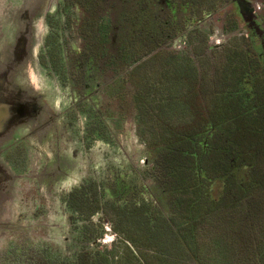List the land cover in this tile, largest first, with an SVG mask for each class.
<instances>
[{"label": "trees", "instance_id": "trees-1", "mask_svg": "<svg viewBox=\"0 0 264 264\" xmlns=\"http://www.w3.org/2000/svg\"><path fill=\"white\" fill-rule=\"evenodd\" d=\"M92 34L97 37L95 29ZM161 41L162 35L132 34L118 51L94 44L90 55L107 54L114 68L115 80L104 88L107 102L99 112L117 134L132 113L140 141L154 153L153 168L143 175L161 185L168 211L148 197L136 176L128 181L132 193L126 201L109 198V176L117 178L122 171L107 165L105 182L86 177L64 199L72 220L82 222L84 245L70 257L43 256L42 264H122L111 259L112 253L90 248L103 234L92 222L98 213L136 248L138 256L132 253L125 264H264V73L259 62L254 56L249 61L248 42L235 38L215 53L216 69L205 59L203 73L190 59L179 62L154 46ZM50 43L47 62L57 70L63 53L56 38ZM123 67L130 69L124 77L119 76ZM86 106L83 102L80 110ZM92 112L90 107L87 146L96 136L114 145Z\"/></svg>", "mask_w": 264, "mask_h": 264}, {"label": "flooded vegetation", "instance_id": "flooded-vegetation-1", "mask_svg": "<svg viewBox=\"0 0 264 264\" xmlns=\"http://www.w3.org/2000/svg\"><path fill=\"white\" fill-rule=\"evenodd\" d=\"M200 2V0H140L139 3L131 2L122 7L115 0H61L60 2L56 0L54 12L46 13L44 16L48 33L44 40L46 45L40 51L39 57L41 62H46V66H44L50 71L47 65L51 66V64L47 62L48 54L46 50L50 46V42L56 38V46L62 51L63 58L58 59L59 66L57 70L52 66L51 68L58 74L57 76H59L64 86L72 88L71 96L72 100L74 99L72 106L67 108L66 115L71 120L72 116L80 113V107L83 102L88 104L89 109L91 107L96 112H92V115H95L97 120L104 123L107 130L110 129L114 133L110 131L114 141L112 146L115 148L116 146L119 147L120 151L125 155L127 162L121 167L120 164L118 165V172L122 171V174L117 177L119 183L114 187L107 181L108 196L114 201L124 202L131 196L132 189L128 181L133 176H136L135 178H138L139 182L144 185L148 197L154 200L163 211L167 212L169 208V197L164 193L161 185L153 179L145 178L143 175L145 170L153 168L154 153L152 150H148L145 144L140 141L132 113H127L128 116L123 121L124 128L118 134H115V131L108 126L104 116L99 112L103 103L106 104L107 102V94H103L104 88L115 79L113 77L114 68L108 64L109 57L107 54L104 57L101 56L102 52L98 57L90 55V49L94 47V44L97 45V49L108 52L109 50L118 51L126 45L125 42L131 38L132 34L153 33V37L162 35L163 41L156 42L154 45L156 48L170 51L179 62L185 58L190 59L204 73L206 58H209L210 63H213L216 69V58H213L215 53L226 47L231 40L243 38L248 42L246 48L249 61L253 60V56L257 58L259 68L264 73V0H203L202 4ZM36 8H39V5ZM106 8L113 12H119V18L116 21V31L113 19L103 20V23L100 22V19L107 17V14L104 13ZM78 15H80V18ZM32 16V21H29V33L27 34L29 37H32L34 33V21L37 13L34 11ZM94 29L97 32L96 38H92ZM77 39L82 43L80 54H76L74 49L73 42ZM22 47L29 51L32 48L31 43L28 45L22 44ZM34 47L35 45L32 50ZM35 60L36 58H32L31 64H34ZM87 62L106 65L109 67L108 71L111 70L112 73L103 84H98L100 91L99 93L98 91L96 92L99 95L98 97L104 100L100 107H97L90 98L94 93L89 95L79 93L76 96V91H74L75 87L80 88V84L83 83L81 81L84 78L81 77L84 72H87L85 68ZM201 66H203V69ZM25 67L27 68L26 72L22 71L21 74H25L28 77L30 65H25ZM125 68L123 67L119 76H126L130 69ZM64 69L67 77L63 76ZM19 70L21 69L17 68L16 70L17 76L19 75ZM58 72H60V75ZM129 94L132 95L131 92ZM197 95H202V91L199 90ZM2 103H0V128L1 125L7 122V119H10L9 113L13 114L15 112L17 116L28 114L30 119H33L40 112L39 107L37 110H32L30 104L28 106L17 105L15 101L6 107L7 111L4 112V107H2L4 104ZM13 103H15L14 106ZM89 115H87L89 121L92 122L93 118H90ZM63 117L64 114L62 115ZM37 118L39 119V117ZM129 120L133 122V136L138 140L140 143L139 147L143 148L146 155L140 157L133 155L131 157L120 147L119 135L130 133L126 127ZM24 135L26 136L25 140L18 144L10 153L7 152L5 158L9 167L18 169L19 172L25 174L27 169L24 171L23 167L25 165H23V162L28 161L29 157L28 129L24 131ZM80 142L83 147L88 145L84 139L80 140ZM104 143L107 146H111L107 144V141ZM92 147V145L90 147L87 146L83 150L90 152L94 148ZM107 165L98 169H91V172H88L89 174L84 176V178L94 177L97 181L105 182L103 173ZM126 173H128V176ZM83 179L80 180L79 184L82 183ZM70 192L62 196L61 199L64 206L63 213L67 217L69 224L67 237L60 238L56 242L47 239H35L31 232L28 236L17 237L15 241H11L12 245L8 250L0 253V264H42L43 256L50 255L53 258L70 257L84 245V236L80 229L82 222L75 223L72 220V216L65 204L64 199ZM160 198L166 201V204H163L165 207H162L159 203ZM41 205L45 207L44 203ZM92 222L101 227L103 234L98 240L90 243V248L97 247L101 251H108L112 253L110 254L112 260L114 259L116 262L122 261V264L126 263L127 257L132 256V253L138 256L136 248L114 231L112 223L109 222L104 213H98L93 216ZM110 235L112 240H108ZM118 244L124 246L121 252L117 249Z\"/></svg>", "mask_w": 264, "mask_h": 264}, {"label": "rangeland", "instance_id": "rangeland-1", "mask_svg": "<svg viewBox=\"0 0 264 264\" xmlns=\"http://www.w3.org/2000/svg\"><path fill=\"white\" fill-rule=\"evenodd\" d=\"M115 1L123 7L131 2L139 3L140 0ZM55 4L56 0H0V103L4 104V112L14 101L17 105L30 104L32 110L40 108L39 114L33 119L28 114L17 116L15 112L9 113L10 119L0 128V253L11 247L12 240L28 236L30 232L38 240L56 242L60 238H66L69 224L63 213L62 196L77 186L91 169L105 167L106 164L109 167L110 164H120L121 167L127 162L120 148L107 146L105 138L101 136L92 139L94 148L90 152L83 150L87 146L83 147L80 140L84 139L87 130L90 109L86 106L69 120L66 110L74 101L71 96L72 88L64 86L51 66L47 65L48 71L46 62H41L39 53L46 45L44 40L48 33L44 16L54 12ZM38 5L39 8H36ZM34 11L37 13L35 29L32 37H29V21H32ZM104 13L107 17L100 19V22L113 19L116 31L119 12L106 8ZM30 43L32 48L35 45V50L30 48L29 51L22 47V44ZM73 44L75 53L80 54L81 41L77 39ZM32 58H36L34 64H31ZM25 65H30L28 77L21 74L27 70ZM16 67L21 69L18 76ZM85 68L88 73H83V83L80 88L74 85V91L76 96L79 93H94L90 98L100 107L104 100L98 97L96 91L99 93V85L112 75L111 70L108 71L109 67L106 65L88 62ZM132 124L129 120L126 126L129 134L119 135L120 147L131 157L146 155L133 136ZM93 125L90 123L89 128ZM26 129L29 157L28 161L23 162L24 171L27 169L24 174L9 167L5 155L25 140ZM98 129L100 130V126ZM109 131L111 130H107V136L110 135ZM109 182L114 187L119 183L118 178L111 174ZM42 202L45 207L41 205ZM159 203L165 207L163 204L166 201L160 198ZM110 237L111 235L108 240H112ZM123 247L118 244V251L121 252Z\"/></svg>", "mask_w": 264, "mask_h": 264}]
</instances>
